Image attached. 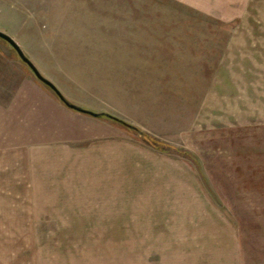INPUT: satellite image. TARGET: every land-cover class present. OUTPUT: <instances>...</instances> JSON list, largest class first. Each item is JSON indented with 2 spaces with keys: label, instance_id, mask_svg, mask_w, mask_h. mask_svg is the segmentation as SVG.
I'll return each mask as SVG.
<instances>
[{
  "label": "rangeland",
  "instance_id": "rangeland-1",
  "mask_svg": "<svg viewBox=\"0 0 264 264\" xmlns=\"http://www.w3.org/2000/svg\"><path fill=\"white\" fill-rule=\"evenodd\" d=\"M0 30L166 145L112 122L86 157L0 140V264H264V0H0Z\"/></svg>",
  "mask_w": 264,
  "mask_h": 264
},
{
  "label": "crops",
  "instance_id": "crops-1",
  "mask_svg": "<svg viewBox=\"0 0 264 264\" xmlns=\"http://www.w3.org/2000/svg\"><path fill=\"white\" fill-rule=\"evenodd\" d=\"M5 59L0 55V60ZM13 79V80H12ZM108 120L68 108L59 97L36 78L12 77L0 72V140L27 145L49 143L67 152L74 144L75 156L92 154L83 143L113 136ZM114 143V142H112ZM65 147V146H64ZM99 150L98 146H94ZM95 155L97 152L94 153ZM111 151L110 155H116Z\"/></svg>",
  "mask_w": 264,
  "mask_h": 264
},
{
  "label": "water",
  "instance_id": "water-1",
  "mask_svg": "<svg viewBox=\"0 0 264 264\" xmlns=\"http://www.w3.org/2000/svg\"><path fill=\"white\" fill-rule=\"evenodd\" d=\"M0 38L3 39L4 41H6L7 43H9L14 49L15 51L18 53L19 57L21 58V60L34 72L35 76L37 77V79L43 83L44 85L48 86L49 88H51L56 95L60 98V100L70 109L83 113V114H87L96 118H101L102 115L104 114H108V113H97L91 110H87L81 106H78L74 103H72L71 101H69L63 94L62 92L57 88V86L51 82L50 80H48L47 78H45L37 69V67L34 65V63L26 56V54L24 53V51L22 50V48L20 47V45L8 34H6L5 32L0 30Z\"/></svg>",
  "mask_w": 264,
  "mask_h": 264
},
{
  "label": "trees",
  "instance_id": "trees-1",
  "mask_svg": "<svg viewBox=\"0 0 264 264\" xmlns=\"http://www.w3.org/2000/svg\"><path fill=\"white\" fill-rule=\"evenodd\" d=\"M101 118L102 119H106L109 122H112L114 124L121 125L122 127L126 128L129 131L136 132L141 138H143L145 141L150 143L155 148L166 146L165 144L158 142L156 139H154L149 134H146V133L142 132L137 127H135L133 125H130L129 123H127L126 121H124V120H122V119H120L118 117H115V116L110 115V114H104V115L101 116Z\"/></svg>",
  "mask_w": 264,
  "mask_h": 264
}]
</instances>
